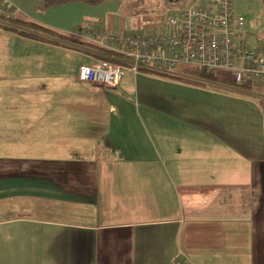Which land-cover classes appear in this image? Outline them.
Instances as JSON below:
<instances>
[{
	"label": "crops",
	"instance_id": "crops-1",
	"mask_svg": "<svg viewBox=\"0 0 264 264\" xmlns=\"http://www.w3.org/2000/svg\"><path fill=\"white\" fill-rule=\"evenodd\" d=\"M44 1L0 0L16 10L0 19V264H264V85L77 80L105 54L81 29L156 28L164 7L207 0L137 16L116 0ZM234 1L247 45L264 44L250 16L264 0ZM226 73L215 78L233 83Z\"/></svg>",
	"mask_w": 264,
	"mask_h": 264
},
{
	"label": "built area",
	"instance_id": "built-area-1",
	"mask_svg": "<svg viewBox=\"0 0 264 264\" xmlns=\"http://www.w3.org/2000/svg\"><path fill=\"white\" fill-rule=\"evenodd\" d=\"M14 8L0 6V19L10 18ZM156 28L117 34L97 23L80 30L79 41L120 57V63L104 59L81 66L77 80L98 88H117L123 76L143 71L174 74L180 68L202 70L215 77L230 73L232 82L264 85V44L248 46L243 17L236 15L232 0H207L205 5L180 9L164 7ZM171 264H186L175 256Z\"/></svg>",
	"mask_w": 264,
	"mask_h": 264
},
{
	"label": "trees",
	"instance_id": "trees-1",
	"mask_svg": "<svg viewBox=\"0 0 264 264\" xmlns=\"http://www.w3.org/2000/svg\"><path fill=\"white\" fill-rule=\"evenodd\" d=\"M104 1H107V0H45L43 5H42V8L45 9V8H48L51 6L63 5V4H68V3H72V2H81V3L87 4L89 6H97L101 3H103ZM116 1H119L122 3V5H123L122 11L126 12L128 15H134V16L140 15L139 13H137L136 10L133 9V4H135L134 2H131L128 4L125 2L126 0H116ZM142 1L143 0H136L135 2L137 5L141 6L143 3ZM23 33H25V32H23ZM29 34H31V33H29ZM119 63H121V62H119ZM146 72L154 74V75L168 77V78L180 81V82L192 83L195 85L209 87L212 89H219V87H224V88H227L231 91H232V89L233 90H239L240 89L242 91H250V89H251V87H249V86L238 85L235 83H227L224 81H220L212 75L205 74L204 71H202V70H187L186 71V72L194 75L197 78V80H192V79H188L186 77L175 76L172 74H167V73L158 72V71H146ZM255 99L260 104V106L262 108H264V98L259 97V98H255Z\"/></svg>",
	"mask_w": 264,
	"mask_h": 264
},
{
	"label": "rangeland",
	"instance_id": "rangeland-1",
	"mask_svg": "<svg viewBox=\"0 0 264 264\" xmlns=\"http://www.w3.org/2000/svg\"><path fill=\"white\" fill-rule=\"evenodd\" d=\"M136 0H126L125 2L126 3H131V2H134L135 4H133V9L134 10H136L137 11V13H139V14H141V15H144V14H147V13H151V12H157V8L156 7H150V5L153 3V4H159V0H143L142 2V5L141 6H139V5H137L136 4V2H135ZM233 1V10H236V6L239 8V9H237V10H239V11H242L243 9L242 8H244V5H242L240 2H236V1H234V0H232ZM152 4V5H153ZM236 5V6H235ZM247 11H251V10H247ZM234 13H235V11H234ZM248 14V13H247ZM241 16V15H240ZM250 16H253V18L256 20V21H258V22H260V23H262V24H264V14L263 15H260V10H253V13H252V15H250ZM242 17V16H241ZM244 19V18H243ZM245 19H244V24H245ZM28 27V26H27ZM29 29H31V28H29ZM27 30V29H26ZM33 31H34V29H32ZM28 32H31L30 30L28 31ZM31 33H33V34H36L35 32H31ZM245 42H246V34H245ZM84 48H86V47H84ZM92 49L94 48V47H91ZM86 49H89V50H91L89 47H87ZM94 50H96V48H94ZM97 51H99V53H103L104 55H103V58L102 57H100L99 58V60L100 59H104L106 62H113V63H119V62H121V60H120V57L119 56H116L115 57V60L113 59V56L112 55H110V54H108L107 52H105V51H103V50H99V49H97ZM121 64V63H120ZM206 74V73H205ZM227 74V75H226ZM224 76H228V79L230 80V81H232V79H231V77H230V73H226ZM184 77H186V78H188V79H192V80H197V78L194 76V75H192V74H190V73H188V72H183V74H182ZM221 78H223V76L221 77ZM218 80H220L219 78H218ZM221 81H223V80H221ZM189 84H192V83H189ZM252 91L254 92L255 90H254V88L252 89Z\"/></svg>",
	"mask_w": 264,
	"mask_h": 264
}]
</instances>
